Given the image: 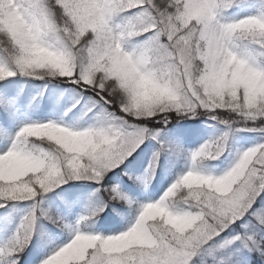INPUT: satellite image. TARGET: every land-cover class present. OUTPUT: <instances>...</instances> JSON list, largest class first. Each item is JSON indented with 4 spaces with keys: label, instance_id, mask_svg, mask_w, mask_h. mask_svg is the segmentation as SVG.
I'll use <instances>...</instances> for the list:
<instances>
[{
    "label": "snow or ice",
    "instance_id": "obj_1",
    "mask_svg": "<svg viewBox=\"0 0 264 264\" xmlns=\"http://www.w3.org/2000/svg\"><path fill=\"white\" fill-rule=\"evenodd\" d=\"M0 264H264V0H0Z\"/></svg>",
    "mask_w": 264,
    "mask_h": 264
}]
</instances>
